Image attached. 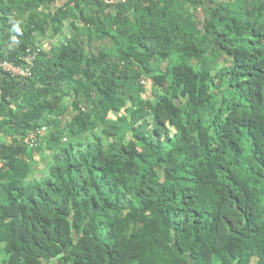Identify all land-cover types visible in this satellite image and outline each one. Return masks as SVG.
<instances>
[{"label":"trees","instance_id":"trees-1","mask_svg":"<svg viewBox=\"0 0 264 264\" xmlns=\"http://www.w3.org/2000/svg\"><path fill=\"white\" fill-rule=\"evenodd\" d=\"M46 34L32 77H0V263L264 264V0H0V57ZM142 77L154 125L120 128Z\"/></svg>","mask_w":264,"mask_h":264},{"label":"rangeland","instance_id":"rangeland-1","mask_svg":"<svg viewBox=\"0 0 264 264\" xmlns=\"http://www.w3.org/2000/svg\"><path fill=\"white\" fill-rule=\"evenodd\" d=\"M209 6H210L209 1H206L204 5L198 6L197 8L194 5H191L190 11L195 13L197 18L202 19L204 17V13H205L203 9L207 10ZM72 25H73L72 23L68 22L66 29H67V27H71ZM68 32H70V31H68ZM43 36L47 39L46 48L49 49V47H51L54 44L53 41H55L56 39H53V40L48 39V38H50V34H46ZM227 61H228V59L226 56L220 57L217 61L218 68L220 69L224 64L227 63ZM165 70H166V63L163 64L160 72H163ZM160 72L156 71V73H160ZM142 78L145 79V83H142L145 91L138 93L134 90H131V93L135 96V99L132 102H130L128 109L123 110L119 116L110 117V119L114 123H116L120 128L124 127L123 126L124 125L123 124V118H127L128 116L137 117L138 122L136 123V125L143 126V130H147L149 128L151 129L154 125L153 116L150 113V111H148V109L146 108L144 103H145V101L155 99L156 87L150 78H148V77H142ZM125 87H127L128 89H131L130 84L125 85ZM72 112H73V108L71 107V102L67 97H65L62 100L61 106L56 107L53 110L47 111L46 117L48 119H52V121H57L59 123V125H61V126H65V125H67L68 120L72 116ZM46 134H47V132H44V134L40 138V141L38 143L37 152L35 154V163H34V171H35L34 174H35V176H39L40 174L47 172L49 169V164L51 163V159H50L51 151L48 150L47 141H46V138L44 137ZM5 136L7 137L9 135H5ZM85 137L88 140H92L90 134H87ZM64 141L66 142L67 139L66 140L64 139Z\"/></svg>","mask_w":264,"mask_h":264},{"label":"built area","instance_id":"built-area-1","mask_svg":"<svg viewBox=\"0 0 264 264\" xmlns=\"http://www.w3.org/2000/svg\"><path fill=\"white\" fill-rule=\"evenodd\" d=\"M126 1L127 0H104L107 5H118L120 3H125ZM42 50V43L29 46L25 53L20 57V62H14L0 57V77H11L21 82L29 77H32L36 60L41 54ZM45 129L46 127H41L30 133L29 138L32 139L31 145H36V143H38V137L40 134L45 132Z\"/></svg>","mask_w":264,"mask_h":264},{"label":"crops","instance_id":"crops-1","mask_svg":"<svg viewBox=\"0 0 264 264\" xmlns=\"http://www.w3.org/2000/svg\"><path fill=\"white\" fill-rule=\"evenodd\" d=\"M60 3H62V1H60ZM59 3V4H60ZM26 16L24 15V16H21L20 17V19H21V21H22V23H25V20H26ZM60 37H63V36H61V35H56V36H50V38H48V39H56L55 41H53V43H58V39L60 38ZM58 40V41H57ZM40 41H41V43H42V45H43V48L45 49L46 48V41H47V39L42 35L41 37H40ZM46 49H48V48H46ZM49 49H50V47H49ZM0 260H1V258H0ZM3 264V263H2ZM46 264H57V262L55 261V260H49V261H47L46 262Z\"/></svg>","mask_w":264,"mask_h":264}]
</instances>
